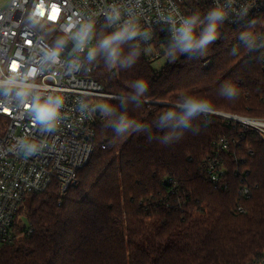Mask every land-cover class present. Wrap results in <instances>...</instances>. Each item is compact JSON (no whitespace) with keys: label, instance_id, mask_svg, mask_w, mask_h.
Masks as SVG:
<instances>
[{"label":"trees","instance_id":"obj_1","mask_svg":"<svg viewBox=\"0 0 264 264\" xmlns=\"http://www.w3.org/2000/svg\"><path fill=\"white\" fill-rule=\"evenodd\" d=\"M191 2L195 32L183 44L165 43L159 71L125 33L94 31L93 76L120 98L106 100L107 121L97 124L77 184L64 197L54 190L28 196L27 227L17 226L20 210L0 264H254L264 257V143L239 123L177 106L206 102L208 111L264 118V72L250 49L264 14L231 28L205 0ZM210 28L213 38L201 43ZM220 138L238 144L222 155L227 171L218 188L201 166Z\"/></svg>","mask_w":264,"mask_h":264},{"label":"built area","instance_id":"obj_2","mask_svg":"<svg viewBox=\"0 0 264 264\" xmlns=\"http://www.w3.org/2000/svg\"><path fill=\"white\" fill-rule=\"evenodd\" d=\"M205 1L231 28L264 14V0ZM192 10L191 0H9L0 7V247L12 240L26 196L54 190L64 197L77 184L94 151L97 124L107 121L101 110L107 99L120 98L93 76L94 31L123 32L153 60L166 55V42L180 45L194 34ZM250 49L264 72V25ZM46 103L57 106L56 114L41 119ZM232 116L238 118H223L264 143V118ZM231 144L238 141L216 140L201 166L215 187L224 185L222 155ZM254 264H264V257Z\"/></svg>","mask_w":264,"mask_h":264},{"label":"rangeland","instance_id":"obj_3","mask_svg":"<svg viewBox=\"0 0 264 264\" xmlns=\"http://www.w3.org/2000/svg\"><path fill=\"white\" fill-rule=\"evenodd\" d=\"M9 0H0V7H3L8 3ZM94 50H97L96 54L99 53V48H97L96 43L94 42ZM167 63V56L166 55H161L157 59H153L150 61V65L153 70L159 71L161 70ZM29 203L30 199L28 196H26L22 202V205L20 206V210L22 212L21 216L17 220V226L19 228L23 229L27 227V213H28V208H29Z\"/></svg>","mask_w":264,"mask_h":264},{"label":"clouds","instance_id":"obj_4","mask_svg":"<svg viewBox=\"0 0 264 264\" xmlns=\"http://www.w3.org/2000/svg\"><path fill=\"white\" fill-rule=\"evenodd\" d=\"M214 32L212 28L209 29L208 34L204 37L201 43H204L213 38ZM56 105L46 103L39 110V116L41 119H49L56 114ZM197 109H202L207 111L208 105L206 102H193L190 104V113L196 111Z\"/></svg>","mask_w":264,"mask_h":264},{"label":"water","instance_id":"obj_5","mask_svg":"<svg viewBox=\"0 0 264 264\" xmlns=\"http://www.w3.org/2000/svg\"><path fill=\"white\" fill-rule=\"evenodd\" d=\"M201 49L199 48L197 51L194 52V54L196 55L198 52H200ZM178 107H182V108H188L190 109V107H187V106H181V105H177ZM197 111H205V110H202V109H197ZM212 114H217L219 116H222V117H225V118H238V117H235V116H232L230 114H224V113H218V112H214V111H211Z\"/></svg>","mask_w":264,"mask_h":264},{"label":"snow or ice","instance_id":"obj_6","mask_svg":"<svg viewBox=\"0 0 264 264\" xmlns=\"http://www.w3.org/2000/svg\"><path fill=\"white\" fill-rule=\"evenodd\" d=\"M26 43H31V41H26Z\"/></svg>","mask_w":264,"mask_h":264}]
</instances>
